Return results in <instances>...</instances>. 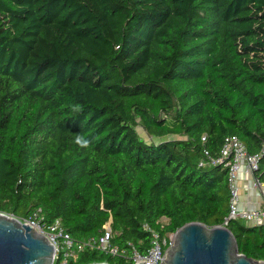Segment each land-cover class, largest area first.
<instances>
[{
    "label": "trees",
    "instance_id": "1",
    "mask_svg": "<svg viewBox=\"0 0 264 264\" xmlns=\"http://www.w3.org/2000/svg\"><path fill=\"white\" fill-rule=\"evenodd\" d=\"M230 135L264 183V0H0V212L78 241L110 223L119 249L68 264H134L145 224H223L228 167L207 160ZM228 227L264 260V225Z\"/></svg>",
    "mask_w": 264,
    "mask_h": 264
},
{
    "label": "water",
    "instance_id": "2",
    "mask_svg": "<svg viewBox=\"0 0 264 264\" xmlns=\"http://www.w3.org/2000/svg\"><path fill=\"white\" fill-rule=\"evenodd\" d=\"M53 257L54 245L48 236L20 218L0 212V264H53ZM164 259L168 264H264V260L239 251L228 226L208 227L201 222L178 228Z\"/></svg>",
    "mask_w": 264,
    "mask_h": 264
},
{
    "label": "built area",
    "instance_id": "3",
    "mask_svg": "<svg viewBox=\"0 0 264 264\" xmlns=\"http://www.w3.org/2000/svg\"><path fill=\"white\" fill-rule=\"evenodd\" d=\"M204 153L208 155L207 150ZM260 157V154H250L245 143L236 135H230L225 138L218 157H208L207 163L211 165L224 164L228 167L230 189L229 213L221 225L228 226V223L232 219L245 220L252 225H264V204L263 206L250 209L242 206L237 181L242 163H246L248 170L253 174L254 185L260 189L264 202V183H261L255 176L256 170L259 169ZM205 163L206 161L202 160L200 165H205ZM39 212L40 209L30 218H24L23 220L31 226L36 227L38 232L48 236L52 241L54 245L53 264H68L70 259H77L80 253L90 249H97L111 255L119 252L117 246L110 244L112 237L110 223L104 225L106 231L99 237L78 241L64 228L59 218H56L48 224H43L38 219ZM144 227L151 233V247L148 254L144 256L135 251L133 256L134 264L140 262L146 264H168L164 258L167 250L174 244L176 231L167 233L165 237H162L160 232L153 229L150 225L145 224Z\"/></svg>",
    "mask_w": 264,
    "mask_h": 264
},
{
    "label": "crops",
    "instance_id": "4",
    "mask_svg": "<svg viewBox=\"0 0 264 264\" xmlns=\"http://www.w3.org/2000/svg\"><path fill=\"white\" fill-rule=\"evenodd\" d=\"M237 181L242 206L248 209L263 206L260 189L254 185L253 174L248 170L246 163H242Z\"/></svg>",
    "mask_w": 264,
    "mask_h": 264
},
{
    "label": "rangeland",
    "instance_id": "5",
    "mask_svg": "<svg viewBox=\"0 0 264 264\" xmlns=\"http://www.w3.org/2000/svg\"><path fill=\"white\" fill-rule=\"evenodd\" d=\"M137 132L142 136V138L146 139L147 141H154V142H160V141H164V140H171L174 139L176 136H166L163 138H157L155 136H150L149 134H147V132L143 129V127H141L140 125L137 126ZM12 215V214H9ZM14 216V215H13ZM16 217V216H15ZM21 219V218H20ZM23 220V219H21ZM24 221V220H23ZM245 223L250 225V222L243 220ZM25 222V221H24Z\"/></svg>",
    "mask_w": 264,
    "mask_h": 264
},
{
    "label": "clouds",
    "instance_id": "6",
    "mask_svg": "<svg viewBox=\"0 0 264 264\" xmlns=\"http://www.w3.org/2000/svg\"><path fill=\"white\" fill-rule=\"evenodd\" d=\"M78 145H80L81 147H86L89 143L88 140L84 139L83 137L77 136L76 141H75Z\"/></svg>",
    "mask_w": 264,
    "mask_h": 264
}]
</instances>
